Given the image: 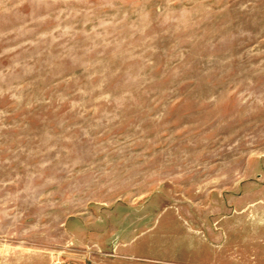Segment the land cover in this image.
I'll return each mask as SVG.
<instances>
[{
	"label": "rangeland",
	"instance_id": "374dc122",
	"mask_svg": "<svg viewBox=\"0 0 264 264\" xmlns=\"http://www.w3.org/2000/svg\"><path fill=\"white\" fill-rule=\"evenodd\" d=\"M0 264H264V0H0Z\"/></svg>",
	"mask_w": 264,
	"mask_h": 264
}]
</instances>
